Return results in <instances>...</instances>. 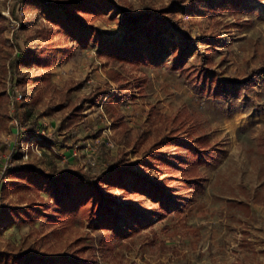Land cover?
Returning a JSON list of instances; mask_svg holds the SVG:
<instances>
[{
    "label": "rangeland",
    "instance_id": "obj_1",
    "mask_svg": "<svg viewBox=\"0 0 264 264\" xmlns=\"http://www.w3.org/2000/svg\"><path fill=\"white\" fill-rule=\"evenodd\" d=\"M69 1L0 0V92H10L18 48L51 56L12 71L18 104L32 117L16 125L13 97L0 101V170L7 163L51 179L67 169L95 178L123 156L138 176L102 191L121 204L118 226L127 233L97 229L90 206L74 218L56 213L46 192L7 171L0 264H17L20 254L95 264H264V0L177 8L174 19L192 42L168 24L153 25L159 42L142 32L170 0H114L121 9L107 3L103 15L80 23L64 22L53 7ZM124 12L152 17L126 24ZM132 38H140L135 61H114L113 46ZM80 106L79 123L61 130ZM13 151L28 160L14 161ZM148 181L164 184V206Z\"/></svg>",
    "mask_w": 264,
    "mask_h": 264
},
{
    "label": "trees",
    "instance_id": "obj_2",
    "mask_svg": "<svg viewBox=\"0 0 264 264\" xmlns=\"http://www.w3.org/2000/svg\"><path fill=\"white\" fill-rule=\"evenodd\" d=\"M196 0H189L185 5L183 0H170L169 5L162 8L158 15L151 21V14H142L139 17H130L129 13L124 12L127 16L124 21L126 24L137 23L141 19L145 18L148 23L142 27V32L148 39L153 40V42L161 41L160 38L154 37L153 25L157 22L161 25L168 24L173 27L187 42H192L188 37V34L181 29V26L174 19L180 8L184 11L195 10L194 4ZM110 3L117 9H121L119 4L115 3L114 0H71L69 2L55 4L54 8H61L66 14V19L64 22H83L84 19L93 16H101L104 14V9L108 7ZM63 15L59 14L56 23H61ZM55 22V21H54ZM137 28V27H136ZM140 39V38H139ZM139 39L132 38V42H128L126 45L113 46L111 49L112 59L119 63H130L133 60L131 57L136 51V46H132L137 43ZM19 49V55L15 58L13 62H10L9 70L11 71V87L10 92L7 91L0 92V101L6 103H11V98L17 93L16 87L19 85L20 80L17 79L16 74L12 71H17L21 67L27 66L28 62L32 60H37L38 64L43 65L46 60L51 56L48 52L43 50L40 55H32L27 57V52L23 51L22 48ZM48 50V49H47ZM36 57V58H35ZM16 73V72H15ZM218 90L214 89L212 94L217 97ZM107 94V93H104ZM68 103V102H67ZM68 104H64L63 107H67ZM61 107H54L51 110H59ZM32 117V110H25L24 105H19L18 102L15 103L14 118L18 121L21 127L29 126ZM82 118V107H76L73 111L67 115L62 121L61 130L66 127H71L79 123ZM29 135L33 133L29 132ZM16 148V146H15ZM14 148V150H16ZM13 160H19V152L13 151ZM14 173L19 180H26L30 185L37 186L40 191H44L49 195V198L53 199L54 207L56 213L63 214L65 217L74 218L79 212H82L83 208L90 206V220L95 222L97 229L110 230L116 235H126V231L118 226L119 212L122 211V206L117 200L103 194L102 186L108 185L110 188H116L119 186H126L125 181L131 179L134 176H138L136 172L133 171V167H125L123 164V156L119 157L115 162V165L111 166L104 173L98 177L91 178L88 173L82 170H63L56 179H51L47 175L33 169L30 167L15 165L13 168L8 170V174ZM139 178H141L139 176ZM144 181V180H143ZM151 183V184H150ZM4 185H0V189ZM146 187H151L153 189L152 197L157 200L162 206L165 205V186L163 183L156 181H148ZM136 189V188H135ZM5 206L0 202V221L4 219ZM52 209L50 204H47L45 211L48 212ZM132 209V207L130 208ZM95 264L88 262V260H77L69 257H59L53 260L43 259L40 256H31L29 254H20L14 258V262L17 264Z\"/></svg>",
    "mask_w": 264,
    "mask_h": 264
},
{
    "label": "built area",
    "instance_id": "obj_3",
    "mask_svg": "<svg viewBox=\"0 0 264 264\" xmlns=\"http://www.w3.org/2000/svg\"><path fill=\"white\" fill-rule=\"evenodd\" d=\"M22 99V94H19L18 92L13 96V100H12V107H13V112L15 111V103L19 102ZM15 124L19 125L18 121L15 119ZM16 144H19V142L17 141ZM20 158H22V160H28V153L26 151H22L20 152ZM13 167V165L11 164H5L2 166V170H0V185L3 182L7 181V171L9 169H11Z\"/></svg>",
    "mask_w": 264,
    "mask_h": 264
}]
</instances>
